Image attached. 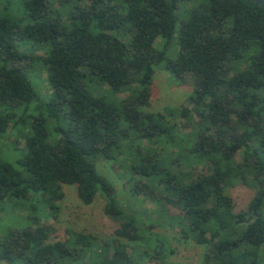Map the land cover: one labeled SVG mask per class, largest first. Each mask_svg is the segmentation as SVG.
<instances>
[{"label": "trees", "instance_id": "obj_1", "mask_svg": "<svg viewBox=\"0 0 264 264\" xmlns=\"http://www.w3.org/2000/svg\"><path fill=\"white\" fill-rule=\"evenodd\" d=\"M36 60L46 99L23 71ZM154 66L190 80L189 106L145 111ZM0 140L12 155L0 157V264H140L127 243L156 222L117 198L97 157L206 247L201 264H264V0H0ZM237 183L253 190L239 211ZM64 185L85 205L103 199L111 242L55 238Z\"/></svg>", "mask_w": 264, "mask_h": 264}, {"label": "rangeland", "instance_id": "obj_2", "mask_svg": "<svg viewBox=\"0 0 264 264\" xmlns=\"http://www.w3.org/2000/svg\"><path fill=\"white\" fill-rule=\"evenodd\" d=\"M174 46L171 45V49L174 51ZM32 56L41 55L40 51L31 52ZM23 71L32 77L31 83L36 93L42 99H46L50 93V88L46 84V74L42 69L39 61H32L31 65H22ZM154 76L152 85L150 88V102L145 107V111L148 112H164L165 108H176L181 106H189L188 95L192 89L190 80L186 84H178L175 77L167 70L161 68V66H154ZM126 96L125 93L118 94L121 99ZM168 119H172L169 118ZM182 126L181 133L185 136H189L191 129L188 125H185L183 119H174ZM7 134L9 138L15 136V132L11 130V126L7 128ZM7 142L6 140H4ZM0 140V142H4ZM18 146L21 147L24 144L22 138L18 139ZM143 144L149 148L155 149L158 153H161V146L156 144H147L143 141ZM172 149H168L167 152H171ZM10 146H5L0 143V157L9 159ZM14 152L13 154H15ZM166 153V152H164ZM13 155V156H14ZM19 155V152H18ZM240 159V156H237ZM95 164L98 172L103 175L116 189L117 198L123 203L130 202L135 205V210L139 214H149L153 219L151 222H156L149 232L142 240L135 242H128L130 246L135 248L134 256L140 262V264H201L204 254L206 253V247L204 245L196 244L195 242L184 239L179 232V223H168L166 215L161 214L160 208L156 203L150 201L142 194L132 195L130 187L132 183L125 182L122 177L118 175V172L123 173V166H113V160L108 158H95ZM210 165H198L192 167V174L196 176L203 172L208 171ZM127 175L126 173H123ZM128 177V176H127ZM64 196L58 202V213L56 218H50L49 222L54 223L57 228L55 238L62 239L65 237V230L72 229L75 231L91 232L99 237L111 242L114 235V229L117 226L110 218L105 216L103 212L104 201L100 196H96L95 200L85 205L76 195V187L74 185H64ZM228 194H230L234 200L235 210L239 211L245 209L253 196V190L247 186L237 183L227 188ZM174 211H176L174 209ZM4 214L0 216L4 218ZM2 219V218H1ZM5 222V221H4ZM1 234V232H0ZM158 241L163 242L162 250ZM155 252L163 254V263H160V258L154 255ZM149 253V254H148ZM152 255V258L149 256Z\"/></svg>", "mask_w": 264, "mask_h": 264}]
</instances>
